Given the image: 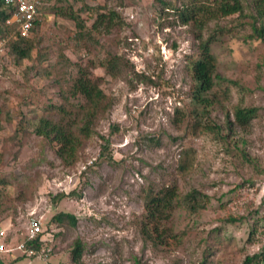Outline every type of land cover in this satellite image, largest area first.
Returning a JSON list of instances; mask_svg holds the SVG:
<instances>
[{
	"label": "rangeland",
	"instance_id": "374dc122",
	"mask_svg": "<svg viewBox=\"0 0 264 264\" xmlns=\"http://www.w3.org/2000/svg\"><path fill=\"white\" fill-rule=\"evenodd\" d=\"M172 1L179 5L182 0ZM103 2L86 0L91 6ZM156 5L155 0L113 5L124 21L115 49L131 67L121 65L114 76L100 66L93 69L113 99L109 113L98 117L96 131L106 136L111 124L119 129L110 137L111 161L97 158L98 135L88 140L72 167L61 165L39 137L14 135L23 112L36 106L41 113L38 104L58 100L56 75H30L25 81L22 73L32 60L15 64L5 56L0 61V104L11 112L9 120L4 113L0 119V178L11 181L8 194H16V185L25 194L24 201L0 214V223L10 224L7 231L16 242L25 237L30 216L42 215L50 264H73L70 250L77 238L83 243L81 264H240L246 254L264 248V44L246 38L250 29L237 25L235 15L212 21L204 29L206 36L221 25L213 45L217 70L246 88H233L231 101L210 113L211 121L221 126L216 134L198 125L206 121L195 114L190 95L188 66L198 51L197 30L181 23L175 10L160 13ZM72 30L69 20L44 14L37 35L50 47L49 60L54 61L60 45L72 60L81 55L83 62H98L104 53L91 44H75ZM99 40L110 47L105 37ZM24 99L37 103H23ZM233 104L258 109L244 129L232 122ZM182 159L186 168H181ZM174 182L181 191L196 188L205 193L208 203L198 213L177 208L174 223L188 232L178 242L157 246L141 233L143 195L148 188ZM71 190L74 195L50 201L52 195ZM59 211L73 213L75 225L50 222ZM229 215L244 219L225 223L223 218ZM252 225L255 231L250 232ZM2 257V264H29L18 249ZM44 262L35 257L31 264Z\"/></svg>",
	"mask_w": 264,
	"mask_h": 264
},
{
	"label": "trees",
	"instance_id": "16d2710c",
	"mask_svg": "<svg viewBox=\"0 0 264 264\" xmlns=\"http://www.w3.org/2000/svg\"><path fill=\"white\" fill-rule=\"evenodd\" d=\"M125 0H104L103 4L90 5L86 0H41L39 5L40 14L35 21L30 34L21 37L16 33L14 23H7L6 20L13 14L14 6L0 0V38H7V43L0 61L9 56L15 64H21L23 60H32L23 70V80L27 81L30 75H38L42 78H49L55 74L54 85L57 87V101L47 99L40 105L41 113H38L36 106H32L27 112L22 113V120L18 123L14 135L20 136L31 134L39 137L41 143L49 145L61 165L65 167L74 166L82 157L88 140L98 135L101 139L97 158L111 161L112 143L110 137L119 133L118 125L109 126V134L106 136L98 134L96 122L98 117L105 116L111 110L113 99L105 93L102 84V76L94 73V67L100 66L105 74L114 76L118 73L121 65L128 64L116 51L115 46L119 42V32L124 21L120 13L113 8L114 4L123 6ZM133 2L134 0H128ZM157 10L165 13L170 9L175 10L181 23L191 24L197 30V53L190 58L189 71L192 81L190 90L191 100L196 107L195 114L203 117L206 122L198 125L207 126L206 130L221 133V126L211 121L210 113L223 103L230 102L233 88L244 91L245 86L236 79L229 78L217 70V56L213 45L219 40L221 25L218 28L210 29L208 35L203 36V31L212 21L217 23L225 17L235 15V21L239 26H248L250 33L246 38L255 39L264 44V0H249L243 3L241 0H182L179 5L172 0H155ZM85 11V16L83 12ZM46 12H52L57 16L71 22L73 32L71 39L75 44L83 42L95 46L97 52L104 55L95 63L94 60L83 62V56L76 60L70 59L64 54L63 48L58 45L55 49L54 61L49 60L52 53L49 46L43 43V38L37 35ZM105 37L110 47L99 40ZM33 52L36 56L33 58ZM44 60H49L44 64ZM127 62V63H126ZM137 77H145L134 73ZM0 94V96H2ZM28 100V99H27ZM24 99L23 103H37L36 100ZM0 104V119L2 114L11 117L7 106ZM231 112L233 123L240 128H245L257 115L256 106H243L233 104ZM3 116V117H4ZM228 125L232 122L227 112ZM6 119V118H5ZM197 125V124H196ZM196 125L194 127H196ZM40 143V144H41ZM187 163L182 159L181 168H186ZM11 181L6 177L0 178V214L7 211V208L14 202L24 201V190L16 185L17 192L14 196L7 193V186ZM75 194L74 190L68 193L58 192L50 197L53 203L63 197ZM208 195L196 188L181 191L176 182L162 184L157 188H148L143 195V216L141 220V233L144 239L151 241L154 245H166L169 241L178 242L188 232L186 229H179L174 223L173 213L177 208H183L189 213H198L206 208ZM244 219L243 215L226 216L225 223H236ZM50 222L62 224L67 222L74 226L76 216L68 211H59L53 214ZM46 231V228L44 229ZM255 231L254 225L250 232ZM25 241V239H23ZM33 245L39 248L42 242L34 240ZM50 244V241H48ZM30 242L28 243V245ZM83 243L76 239L70 250V262L81 264ZM205 256H207L205 254ZM203 258L202 263L205 262ZM240 264H264V248L259 251L246 254Z\"/></svg>",
	"mask_w": 264,
	"mask_h": 264
},
{
	"label": "built area",
	"instance_id": "2783aa9c",
	"mask_svg": "<svg viewBox=\"0 0 264 264\" xmlns=\"http://www.w3.org/2000/svg\"><path fill=\"white\" fill-rule=\"evenodd\" d=\"M6 4L14 6L13 14L6 20L7 23H14L16 33L21 37H26L37 20L39 5L41 0H4ZM7 43V38H0V53L3 52ZM10 224L0 223V264H2L3 254H12L14 249L21 250L23 254L29 258L28 263H32V259L38 257L42 259L44 264H50L47 258L50 254L51 247L48 239L44 235L43 217L42 215H32L28 220V226L25 231V237L14 242L13 236L7 231ZM25 239V241L23 240ZM42 242L39 248L33 245L34 240ZM30 244L28 245V243Z\"/></svg>",
	"mask_w": 264,
	"mask_h": 264
}]
</instances>
